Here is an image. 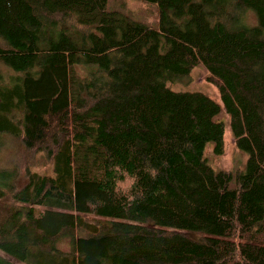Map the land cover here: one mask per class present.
<instances>
[{"label": "trees", "instance_id": "trees-1", "mask_svg": "<svg viewBox=\"0 0 264 264\" xmlns=\"http://www.w3.org/2000/svg\"><path fill=\"white\" fill-rule=\"evenodd\" d=\"M147 1L157 28L107 0H0V135L20 144L0 264H264V0ZM199 62L244 171L203 155L225 148L220 105L166 85Z\"/></svg>", "mask_w": 264, "mask_h": 264}, {"label": "rangeland", "instance_id": "rangeland-1", "mask_svg": "<svg viewBox=\"0 0 264 264\" xmlns=\"http://www.w3.org/2000/svg\"><path fill=\"white\" fill-rule=\"evenodd\" d=\"M106 8L108 10L118 11L132 19L142 21L148 24L150 27H158V12L159 6L147 0H107ZM250 20L253 21L252 16ZM81 72V70L79 69ZM207 74L206 68L202 62L196 64L189 73L182 79L176 81H167L166 85L169 89L174 91H201L212 99H214L219 105L220 110L214 115V120L221 121L224 124V143L225 148L222 152L214 150V141H208L204 147V157L208 163L215 170H229L233 174L237 171H244L248 154L246 151L239 149L235 143L231 133L229 122V113L224 109L223 100L220 96L218 88L215 84L205 80ZM20 152V144L13 140L11 135H0V166H11L16 161ZM38 163L32 165L31 168L35 171L42 173L49 172L50 166L47 158L43 153H38ZM235 184L234 178L230 180L229 186L232 187ZM41 208V206H38ZM66 241V240H65ZM65 241H60L59 248L67 247ZM68 243V241H66ZM0 255H7L4 251L0 250ZM18 264H26L25 262L17 261ZM231 264V263H226Z\"/></svg>", "mask_w": 264, "mask_h": 264}]
</instances>
